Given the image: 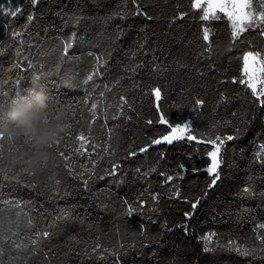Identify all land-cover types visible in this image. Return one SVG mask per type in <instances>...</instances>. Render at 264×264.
Listing matches in <instances>:
<instances>
[{
	"label": "trees",
	"instance_id": "16d2710c",
	"mask_svg": "<svg viewBox=\"0 0 264 264\" xmlns=\"http://www.w3.org/2000/svg\"><path fill=\"white\" fill-rule=\"evenodd\" d=\"M193 3L39 0L33 7L29 0H0V129L9 105L39 81L52 119L65 128L58 148L69 157L46 150L47 164L36 172L38 191L0 184V264H264L258 239L264 236V107L239 83L243 54L264 55V36L249 29L233 40L223 14L204 21ZM137 5L144 14L136 13ZM15 6L23 14L13 18L7 13ZM205 27L209 41L202 38ZM14 31L21 35L13 37ZM121 96L128 101L123 115ZM161 113L173 125L189 124L204 142L184 139L139 153L170 131L157 123ZM238 130L241 138L221 149L220 180L209 189L212 140ZM79 132L87 141L82 148L73 142ZM7 136L0 142L2 165L32 151L25 140ZM129 151L138 155L125 159ZM113 162L121 168L108 175ZM89 172L95 174L84 186L78 174L87 178ZM196 200L199 206L186 218ZM138 201L146 206L129 213L128 204ZM210 233L214 241L204 252L202 237ZM229 242L253 254L237 255Z\"/></svg>",
	"mask_w": 264,
	"mask_h": 264
},
{
	"label": "snow or ice",
	"instance_id": "6c2138e0",
	"mask_svg": "<svg viewBox=\"0 0 264 264\" xmlns=\"http://www.w3.org/2000/svg\"><path fill=\"white\" fill-rule=\"evenodd\" d=\"M133 3H136V0H132ZM29 3L35 7L38 3L39 0H29ZM192 6L196 9H201V16L200 18L204 21L209 20L210 17L215 18V19H220L222 17L217 16L216 13L220 12L223 13L225 17L229 21L232 22V27L233 31L231 32V36L233 40L239 37L240 33L245 32L249 29H258L259 34L264 36V0H258V4L253 5L252 0H194V3ZM136 13L137 14H144L141 12L139 5H137L136 8ZM22 9L20 6H15L13 10L7 13V15H10L11 17H16L17 15H22ZM146 15V14H145ZM122 17V14H121ZM151 19V17H148ZM178 19H183V16H178L176 17ZM34 19V16L32 14H27L25 16V21L26 22H32ZM13 37H18L21 35L20 31H14L12 32ZM203 40L204 41H209L210 39V32L207 27L204 28L203 30ZM69 45H65V51H67V48ZM206 50L211 51V46L206 45ZM97 68L100 67V60L101 57L97 56ZM243 61H244V71L245 74L248 75L247 80H240L239 83L241 84H246L247 88L251 90V95L255 97V100L259 102L261 107H264V88H260L258 90L257 88V83L255 81V75L254 74H249V62L252 63V65H259L260 70L264 72V56H262L260 51H247L243 54ZM93 74H96V71H93ZM93 74L88 75L83 83L87 85L90 81L93 80ZM116 83H119V81H116ZM232 83H237L236 80H233ZM261 84H264V78L260 80ZM106 89L110 90L109 85L104 86ZM152 94L156 97V100L159 101L161 97V90L159 87H156L152 90ZM104 95V92H100V96L102 97ZM120 100L123 101V104H119L118 111L120 112L121 115L124 114V106L128 105V101L124 96L120 97ZM197 105L202 104L203 102L200 100H196L195 102ZM157 109L159 110V104L157 103ZM96 110H97V103H92L89 107V112L92 118L94 119L96 117ZM129 110H131V106L129 105ZM112 119H117L118 117L113 115L111 117ZM130 118V117H129ZM107 119V118H106ZM147 123L152 124V120H148ZM157 123L161 125H167L168 128H170V131L167 132V134H164L160 136L159 138H153L150 142L149 145L141 147L138 152L143 153L147 152L148 148L151 147L152 145H160L163 143L167 144H172L174 141H179V140H184L187 139L189 141H197V136L192 134L189 130V125L187 123H176L175 125L171 124L169 120L164 116L163 113L158 118ZM69 136H71V133H69ZM241 138L239 135V130L237 131L236 135L233 134H228L221 138L220 136H216L212 140L213 148L214 150H210L208 152V155L211 158V163L210 166L207 167L206 171L208 175L211 177L210 182L208 184V188L211 189L215 187L220 180V175L218 172V169L221 167V149L225 147V141H232L234 139ZM7 139H9V136H7ZM5 140V131L3 129H0V142ZM76 141L81 142L80 147L82 148L84 146V143L86 141L85 134L83 132L77 133L73 137V142L75 143ZM197 142H204V141H197ZM28 143V142H27ZM59 145V140L55 142L53 145H49L48 149H53L56 148V155L59 157H62L64 160H68L69 157L66 155L64 151H60L58 148ZM77 151L79 149H76ZM137 151H129L127 153V156L125 159L130 158V157H135L138 155ZM47 159H48V154L45 153L42 159L41 167H44L47 164ZM67 167V165H65ZM95 165H93V168ZM121 168V164L117 162H113L110 169L108 170V175H117L119 169ZM70 173L73 171L72 169H69ZM139 168L137 169V172H139ZM94 172H89L87 174V178L83 174H78L80 176V179L82 181V184L84 186H87L89 184V181L91 177L94 175ZM23 176H29V177H36V179L32 180L31 182L25 181L22 179ZM103 178V177H100ZM172 179L171 176L166 177V181H170ZM6 182H15L16 185H19L22 188L26 189H31V190H40L42 186L38 183V177L36 176V173L32 174H23V175H18L15 173H9L7 169L3 167L2 164H0V184H5ZM57 185L59 184V181L56 182ZM249 189L245 188L244 191L247 192ZM53 195L59 196L60 192L59 191H54ZM176 196H179V193H176ZM200 201L196 200L191 203L190 207L191 210L189 212H185L184 215L186 218H190L194 214V210L199 206ZM137 206L139 208H144L146 206L145 201H138L133 203H129L127 207V211L129 213H134L137 210ZM185 231H187V228L185 227ZM44 237H47L49 233L44 232L43 233ZM213 234H209L208 236L203 237L204 241V247L203 251L208 252L211 249L208 247V242L211 241ZM40 236V233L36 234L37 239H33L31 241L32 245H36L38 243V238ZM260 240L261 244L264 245V236L258 237ZM231 242H229V248L228 250L234 251L237 255L241 256H250L253 254V252L247 248H244L241 250V248L237 245L235 249L231 248ZM19 247V245H17ZM93 251H96L93 249ZM264 251V249H262Z\"/></svg>",
	"mask_w": 264,
	"mask_h": 264
},
{
	"label": "clouds",
	"instance_id": "9594fccd",
	"mask_svg": "<svg viewBox=\"0 0 264 264\" xmlns=\"http://www.w3.org/2000/svg\"><path fill=\"white\" fill-rule=\"evenodd\" d=\"M3 120L10 140L23 139L32 146L31 152L11 155L3 165L18 175L38 172L49 145L65 131L62 123L52 119L46 86L39 81H33L28 95L9 105Z\"/></svg>",
	"mask_w": 264,
	"mask_h": 264
},
{
	"label": "rangeland",
	"instance_id": "374dc122",
	"mask_svg": "<svg viewBox=\"0 0 264 264\" xmlns=\"http://www.w3.org/2000/svg\"><path fill=\"white\" fill-rule=\"evenodd\" d=\"M253 1L254 0H252V3H253ZM197 10H200L201 11V9H197ZM219 14H223V13H220V12H217L216 13V15L218 16ZM224 15V14H223ZM227 18V17H226ZM211 19H214V18H212V17H210L209 18V20H207V21H210ZM230 23H231V25H232V22L230 21ZM233 28V27H232ZM246 32V31H245ZM245 32H242V33H240V35H239V37L243 34V33H245ZM262 56H264V55H262ZM249 74H254L255 75V81H256V83H257V88H258V90L260 89V88H264V84H261L260 83V80L262 79V78H264V72H262L261 70H260V66L257 64V65H252V63L251 62H249ZM242 79L243 80H247L248 79V75H246L245 74V71H244V66H243V72H242ZM189 125V124H188ZM189 130H190V125H189ZM180 141V140H179ZM174 142H176V141H174ZM173 142V143H174ZM163 144H167V143H163ZM161 145V144H160ZM168 145H170V144H168ZM209 234H207L206 236H208ZM13 237H15V233H14V231H10V239H13ZM205 237V236H204ZM213 236H212V239H211V241H209L208 242V247L210 248L211 246H212V244H213ZM202 242H203V245H204V241H203V237H202Z\"/></svg>",
	"mask_w": 264,
	"mask_h": 264
}]
</instances>
